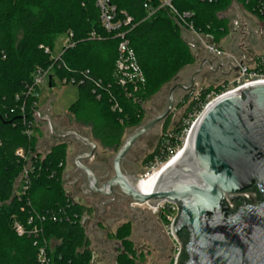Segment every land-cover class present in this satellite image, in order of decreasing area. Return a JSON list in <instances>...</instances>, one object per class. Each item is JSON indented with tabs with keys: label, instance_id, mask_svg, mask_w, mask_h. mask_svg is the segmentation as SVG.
I'll return each mask as SVG.
<instances>
[{
	"label": "trees",
	"instance_id": "16d2710c",
	"mask_svg": "<svg viewBox=\"0 0 264 264\" xmlns=\"http://www.w3.org/2000/svg\"><path fill=\"white\" fill-rule=\"evenodd\" d=\"M109 1L117 8L119 19H126L122 12L132 19L121 32L127 34L126 39L146 78V84L138 94L139 103L128 99L114 84L121 39L117 33H108L103 28L97 0H0V264H38L41 246L47 247L53 264H92L93 259L81 223L84 209L71 202L64 187L68 157L66 144L56 145L43 158L39 155L34 160L35 172L31 176L28 195L21 202L13 195L15 182L24 165L17 150L34 151L38 140L24 135L20 115L22 106H25V116L32 121L33 102L38 98L24 95L20 102L16 101V97L32 83L35 70L56 64L58 78L83 81L77 87L78 100L70 111L77 119L94 124L92 137L104 148L118 149L126 131L144 121V103L160 92L175 71L196 61L185 40L182 25L169 9H160L161 0ZM248 1L172 0V5L180 14L192 12L190 22L195 30L221 44L230 41L231 22L226 13L236 4L252 11ZM146 2L157 10L150 18L144 8ZM62 17L66 22L61 27ZM258 18L264 23V16ZM68 32L73 34L75 46L67 49L62 60L55 63L45 53V48L54 51L57 37ZM93 32L95 39L90 36ZM18 33L23 34L20 41H17ZM95 80L102 81L106 87L103 91L98 90L100 100L93 93ZM108 85L111 89H107ZM211 93V87L202 90L199 100L205 101ZM112 97L122 112L113 110ZM197 104L195 100L191 102L187 118ZM182 123L176 132L163 135L157 149L150 155V162L160 156L167 145L176 146L175 138L184 130ZM168 158L164 154L162 162ZM33 215L35 220L37 216L44 218V221L37 222L42 229L41 235L38 238L20 237L13 228L15 219L25 224ZM129 234L125 228L118 231L116 238L128 252L119 258L118 264H137L136 259L129 258L136 255L132 244L124 239ZM52 240L59 242L54 249L48 247Z\"/></svg>",
	"mask_w": 264,
	"mask_h": 264
},
{
	"label": "water",
	"instance_id": "95a60500",
	"mask_svg": "<svg viewBox=\"0 0 264 264\" xmlns=\"http://www.w3.org/2000/svg\"><path fill=\"white\" fill-rule=\"evenodd\" d=\"M209 43H214L213 38ZM189 46L194 52V44ZM207 56L211 59L201 62L189 86L178 84L171 90L167 111L126 139L115 157L116 176L105 183L82 163L93 158L94 142L76 132L56 133L49 116L43 118L39 112L35 120L47 124L51 136L69 149L73 141L91 147L89 154H79L74 161L87 176L86 195L109 197L118 187L138 206L155 208L163 202L179 206L173 226L182 244L178 264H264V82L248 84L213 102L197 120L182 154L148 189L149 196L139 189L141 179L120 171L121 161L137 141L169 117L177 89L191 92L205 66L223 74V61L215 67L217 58ZM230 71L237 73L238 68L231 66Z\"/></svg>",
	"mask_w": 264,
	"mask_h": 264
},
{
	"label": "built area",
	"instance_id": "2783aa9c",
	"mask_svg": "<svg viewBox=\"0 0 264 264\" xmlns=\"http://www.w3.org/2000/svg\"><path fill=\"white\" fill-rule=\"evenodd\" d=\"M209 1L212 2V0ZM248 2L252 11H247L240 4H236L235 6L239 9H242L249 16L258 20V16H264V0H249ZM160 3V9H169L175 19L182 25L183 32L185 33V35L190 37V39L192 40L191 43L194 44L197 50H200L201 52L204 51L208 55L214 56L215 58H217V61L222 60L224 64L226 63L225 66L229 67V70L231 69V66L232 68H238V72L234 73L236 77L233 78L231 82H227L225 84L226 86L224 85L221 91L216 93L212 92L206 97L205 101L202 102L199 100L200 93L195 94L194 98L195 101L198 102V104L189 114L187 120L184 122V130L182 134L179 137L175 138L178 143L176 144V146H172L171 144L167 145L163 153L160 156L155 157L154 163H152V166L150 167V171H152L151 174L155 172L156 166H158V164L162 166L164 165V163H166L167 161L170 162V160L178 155V150L185 144V140L188 137V134L191 131L192 127L196 124L202 113L213 102H215L219 98L239 91L248 84L264 82V50L261 53L256 52L253 54V50H250L253 48L246 44V40H249L250 35V33L248 34L249 30L246 26L247 24L241 25L240 34H238L239 37L241 35V40L237 41V43L234 44V50H232V53L228 52V50L225 48L224 41L221 44H217L213 39L214 43L210 44L209 37H206L205 35L195 30L193 23L190 22V19L194 15L192 12L180 14L172 5V0H161ZM96 6L100 11V19L103 28L108 33H117V37L121 39L118 47L119 56L115 64L114 84L124 91L125 96L128 99L133 100L134 103H139L140 99H138V94L144 88L146 84V78L141 67L138 64L134 50L130 47L129 41L126 39L127 34L121 32V29L123 27L131 24L132 19L124 12H122V14L125 15L126 19H119L117 17V8L113 6L109 0H97ZM144 8L147 12V18L152 17L157 11L149 4V2L145 3ZM259 26L264 29V23H261ZM64 35L67 37V41L62 46L58 55L55 56L54 51L50 50L49 48H45V53L49 54L51 56L50 60L55 63H57L60 59L62 60V56L67 49L73 48L75 46V43L72 41L73 34L71 32H68ZM90 36L92 39L96 38L94 32L91 33ZM55 67L56 64H53L46 68H37L33 74L32 83L26 86L25 92L16 97L17 102H20L22 100V96L24 95L27 98H38V101L34 100L33 102L34 119L32 121L28 120L25 116V106H22L21 108L20 115L24 126V135H26L29 139H32L34 137L38 138L40 136L39 131H42L39 123L35 120V113L39 112L38 108L41 95V86L46 84L49 88H53L54 81H58L64 85H71L77 88L83 83V81H80L77 78H58L55 73ZM87 73L89 74V72ZM94 86L95 90L93 91V93L97 94L98 99L100 100L101 95L99 94L98 90L103 91L106 87L103 82L99 80L94 81ZM107 89H111V85H108ZM112 100L114 101L113 110L122 112V109L118 105L115 97H112ZM50 151L51 150H49L48 153ZM164 154L169 156V158L167 159V161L162 162V157ZM17 155L23 161L24 165L19 177L15 182L13 195L21 202L28 195L32 186L31 176L35 172L34 160L37 159L39 155L43 158L47 154L42 156L40 154V151L36 147L34 151H32L31 149L27 150L24 148H19L17 150ZM149 175L150 174L148 173L146 177H148ZM250 197V195H246L247 199H250ZM152 210L155 212H162L163 214L165 228L167 229L169 237L173 241V264H178L179 257L182 251V244L174 236L173 226L180 213V208L175 203L163 202L160 203L157 207L152 208ZM34 215L30 216L26 220L25 224L21 220L15 219L13 228L20 237L34 236L38 238V236L41 235L42 229L37 222H40V220L44 221V218H40L37 216V219L35 220ZM66 219L67 221H69V217L66 216ZM55 221H57V219H55ZM83 221L84 216L81 220L82 225ZM35 245H37V242L35 243ZM49 246L51 245L49 244L48 247ZM38 264H53L50 257L48 256V250L46 246H41L39 248Z\"/></svg>",
	"mask_w": 264,
	"mask_h": 264
},
{
	"label": "rangeland",
	"instance_id": "374dc122",
	"mask_svg": "<svg viewBox=\"0 0 264 264\" xmlns=\"http://www.w3.org/2000/svg\"><path fill=\"white\" fill-rule=\"evenodd\" d=\"M227 16L230 19V26H231V33L229 35L230 41L226 40L224 41L225 48L228 50V52H232L234 44L237 43V41L241 40L238 36L237 39H234L237 33H234V22L237 21L238 24H250L251 27H259L262 21H259L256 18H253L249 16L246 12H244L242 9L237 8L236 6H233L227 13ZM61 27L66 22V19L64 17L61 18ZM263 26V25H261ZM240 30V28H239ZM242 33V32H241ZM23 37L22 33H18V39L17 41H20ZM185 40H187L188 43H191L190 37L185 35ZM237 37V36H236ZM248 39V38H245ZM67 37L65 35H60L57 37L56 40V48L54 50V55H58L60 53V50L62 46L66 43ZM246 44L248 45V40H246ZM252 53L256 52H262L264 50V45H255L253 47ZM195 56V62L187 64L180 68L178 71H175L174 76H172L161 88L160 92L153 95L152 98L144 103L145 107V119L142 121V123L135 128L128 129V134L124 135V140L128 139L132 134L135 133L137 129L140 127L146 126L150 121H152L154 118L158 117L159 115L163 114L167 111L169 106V95L171 90L177 86L178 84H183L185 86H189L192 76L194 73H196L199 68L201 62H203L205 59H211L207 56V54H204V52H201L200 50H197L195 48V51L193 52ZM220 61V60H219ZM219 61L216 62V66H218ZM226 65V63H225ZM229 67L225 66V69L223 71V74L221 72H211L209 66H205L203 71L197 75L196 78V85L194 89L191 92L184 91L183 89H177L174 94V106L172 109L171 114L169 117L164 120L163 122L157 124L147 135L143 136L141 139L137 141L135 146L131 149L127 156V160L132 162L133 164H136L137 169H132L133 172L138 173V176L141 177V180H145L144 177L149 173L151 174L152 171H150V167H146L144 165V161L147 156H150L155 152L158 145L160 144V141L163 139V135L168 133H174L176 132V128L182 123L184 125V122L187 120L186 115H188V108L195 100V94L200 93L201 90L207 89L209 87L212 88V92H219L224 87V85L227 82H231L233 78L236 77L234 75V71H230L228 69ZM226 86V85H225ZM40 102H39V108L38 111L40 113L41 117L49 116L51 123L54 127V131L59 134L63 132H76L84 137H88L90 139L92 138V129L94 127V124L90 122H84L82 120L77 119L72 111H70L71 107L76 103L78 100V90L75 86L71 85H64L58 81H54L53 88H49L46 84L41 86L40 89ZM139 99V98H138ZM39 126L42 130V134L37 138L36 147L40 151V154L42 156L46 155L49 150H51L55 145H59V143L55 140L53 136L50 134V130L47 124L39 123ZM165 126L167 128L165 129ZM126 131V133H127ZM166 131V132H165ZM187 139V138H186ZM94 141H96L94 139ZM99 148L97 154L101 156L105 150V148L98 142ZM124 142V141H123ZM186 142V140H185ZM124 144V143H123ZM122 144V145H123ZM185 144L180 147L178 150L179 153L184 148ZM121 148V147H120ZM68 150V148H67ZM117 151V150H116ZM115 151V152H116ZM68 152V151H67ZM67 156H69L67 154ZM69 164L73 163V156L67 157ZM169 162V161H167ZM164 163L165 164H167ZM154 163V161H153ZM161 168V165L158 164L156 166L155 172ZM152 175V174H151ZM149 178V177H148ZM64 185L68 186V182ZM150 206L144 205L142 207L143 210L147 211V214L151 216L152 212L150 211ZM152 209V208H151ZM93 222H90L88 224V227L92 225ZM113 227H107L105 225L101 226L100 229H97V234H100L98 236L97 234L90 233L91 231L87 232V237L91 240V245L99 244L101 247H108L109 245L114 244L113 241H110L109 236H107L110 232H113ZM164 232L165 237H163V240H160L161 245V252L158 250L160 249V246H158L159 243L156 245L151 241H149V244L151 243V246L149 245L148 248L150 251L148 252L146 256L144 255L140 260L137 261V264H173V241L169 237L167 233V229L164 225ZM51 247L54 249L59 242L56 240L51 241ZM155 247L157 249L156 251H153L152 248Z\"/></svg>",
	"mask_w": 264,
	"mask_h": 264
},
{
	"label": "flooded vegetation",
	"instance_id": "af4514ba",
	"mask_svg": "<svg viewBox=\"0 0 264 264\" xmlns=\"http://www.w3.org/2000/svg\"><path fill=\"white\" fill-rule=\"evenodd\" d=\"M233 25H235L233 31L234 33H237L234 34L237 36L234 38L236 39L238 38V34H240L239 28L241 27V24H238L235 21ZM246 26L249 30L248 34L250 33L248 46L253 48L255 45H264V29L261 26L251 27L250 24H247ZM126 134H128V131L125 133V135ZM124 137L120 147L125 142ZM90 140L96 144L97 148L93 158L90 160H84L82 163L87 168L94 171L97 177L102 178L100 181L101 183H105L116 176L115 157L120 147L118 149L105 148L103 154L99 156L97 154L99 144L94 141V139ZM67 148L68 155L71 157L73 156L74 160L72 164H69L67 159L63 182H68V186L64 185V187L71 202L74 205L82 206L84 209L83 226L86 230V233L90 230V233L93 234L94 232V234H97V229H100V227L103 225L107 227H113L114 229L112 233L110 232L107 235L109 236L110 241H113L114 244L109 245L108 247H101L100 243H97L94 246L91 245L92 247H90V250L92 251L93 257H97L95 264H118L119 258L125 254H128V252L125 251L122 242L116 238L118 236V231L124 228L130 232L129 236L124 239L132 244L133 251L136 253L134 257L129 256V258L136 259V261H138L144 255L146 256L149 254L148 252L150 249L148 246H151L149 241L156 245L160 242V240H163V237H165L162 212H155L149 208L152 212L151 216H149L147 211L142 209L143 206L133 204L132 201L128 199L118 187L113 189V195L109 197L100 194L86 195V191L88 190L87 176L81 171L77 170L76 166L74 165V161L77 155L89 154L92 149L91 147H87L76 141H73V146L71 149H69L68 146ZM127 156L120 163L121 174L126 177L141 179V177L138 176V173H135L132 170L134 168L137 169L136 164L128 161ZM149 158L150 156H147L144 161V165L148 168L153 163V161H149ZM90 222L93 223L90 225V227H88ZM97 235L100 236V234ZM158 246H160V249L158 248V250L161 252L160 243ZM152 250L157 252L155 247H153Z\"/></svg>",
	"mask_w": 264,
	"mask_h": 264
},
{
	"label": "bare ground",
	"instance_id": "6f19581e",
	"mask_svg": "<svg viewBox=\"0 0 264 264\" xmlns=\"http://www.w3.org/2000/svg\"><path fill=\"white\" fill-rule=\"evenodd\" d=\"M237 92V91H236ZM235 93V92H234ZM231 94H233V93H231ZM196 125L197 124H195L193 127H192V129H191V131L189 132V134H188V137H187V139H186V142H185V146H184V148H186L187 147V145L189 144V142L191 141V139H192V136H193V134H194V130H195V128H196ZM183 148V149H184ZM183 149H182V151L180 152V153H178V155L176 156V157H174L172 160H170V162H168L167 164H165V165H162L161 166V168L159 169V170H157L156 172H154L152 175L150 174L148 177H146L145 178V180H140V183H139V189H140V191L144 194V195H147V196H149L148 194H147V191H148V189L158 180V178H159V176H160V174H161V172L164 170V169H166L167 167H169L171 164H173L177 159H178V157L182 154V152H183Z\"/></svg>",
	"mask_w": 264,
	"mask_h": 264
}]
</instances>
